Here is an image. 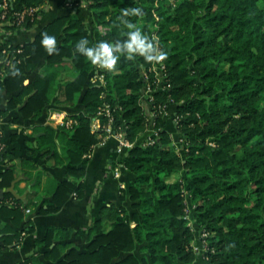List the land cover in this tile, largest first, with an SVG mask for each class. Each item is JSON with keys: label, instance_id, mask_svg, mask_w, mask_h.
Masks as SVG:
<instances>
[{"label": "trees", "instance_id": "16d2710c", "mask_svg": "<svg viewBox=\"0 0 264 264\" xmlns=\"http://www.w3.org/2000/svg\"><path fill=\"white\" fill-rule=\"evenodd\" d=\"M46 2L0 0V104L6 103L0 116L15 111L22 119L38 120L50 107L65 114L56 129L36 127L37 133L45 132L40 138L44 142L28 151L70 165L66 179L56 182L53 201L39 213H57L69 198L83 196L84 184L76 178L84 175V157L100 142L94 119L108 123L99 115L104 94L116 129L134 144L123 158L134 180L120 190L129 208L104 207L99 219L78 233L87 237L84 251L69 241V231L49 228L36 241L46 249L45 261L264 264V0H86L105 32H91L68 14L23 46L2 38L34 28ZM131 7L142 8L144 14L126 19L155 37L167 58L155 63L121 53L115 68H104V84L93 83L97 65L76 51V42L87 37L94 46L126 39L121 17ZM44 34L56 37L55 51L42 45ZM155 66L163 67L162 83ZM148 83L156 106L176 107L180 120L175 140L167 128L169 118L158 116V142L142 147L150 130L144 95ZM54 136L59 137V152ZM181 138L185 145L178 143ZM0 143L6 145L0 153V213L13 223L0 220L2 253L33 232L32 219L24 213L30 205L7 191L19 178L18 161L36 165L22 157L17 135L9 142L0 136ZM18 264L45 263L36 254Z\"/></svg>", "mask_w": 264, "mask_h": 264}, {"label": "crops", "instance_id": "0c3cea01", "mask_svg": "<svg viewBox=\"0 0 264 264\" xmlns=\"http://www.w3.org/2000/svg\"><path fill=\"white\" fill-rule=\"evenodd\" d=\"M43 8L44 11L39 15L37 25L34 28L8 33L2 35V38L8 39L11 45L23 46L33 42L36 36L54 19L68 14L76 15L91 32L95 29L102 32L104 29L98 21L96 11L88 8L86 0H47ZM5 106V102L0 104V110L4 109ZM53 108H48L38 120L22 119L19 112L15 111L10 112L5 117L0 116V128L3 129L8 142L13 135H17L22 157L36 165L32 168L18 161L17 170L21 180L15 186L20 196L26 195L23 202L30 205L31 214L27 216L32 219L33 232L25 235L18 247L14 249L10 247L0 253V264H18L36 254L44 260L45 264H48L44 259L46 249L43 246H37L36 241L44 239L51 227L69 231L71 235L69 241L79 250L84 251L88 246L87 237L78 233L89 229L99 219L100 212L104 207L110 205L130 207V202L128 200L123 201L121 198L120 186L123 185V190H127L133 183L134 177L129 171L123 169L121 177L114 178L112 167L122 157L117 153L116 142L110 140L106 145L98 146L91 158H84L85 162L80 166L84 168L85 172L81 178H76V181L84 184L83 196L69 198L57 213H39L41 207L46 209L47 204L53 201L56 182L66 179V172L70 167L69 164L59 165V159L47 158L46 160L39 155L33 157L28 153L30 148L44 142V139L41 140L40 138L45 135V132L37 133L36 127L45 129L53 127L56 129L61 124L59 118L62 117L64 120L65 116L59 117L61 113L54 112ZM170 111L171 118L167 121V128L176 140L178 132H176V126L172 121V116L176 114V107L171 106ZM53 139L58 145L57 150L59 152V137L54 136ZM60 151L62 155L65 154L62 148ZM24 173H27L28 176L25 177ZM39 173V183H37L36 175ZM2 195L0 198L3 197ZM0 220L5 224L13 225L11 218L7 217L5 213H0Z\"/></svg>", "mask_w": 264, "mask_h": 264}, {"label": "clouds", "instance_id": "9594fccd", "mask_svg": "<svg viewBox=\"0 0 264 264\" xmlns=\"http://www.w3.org/2000/svg\"><path fill=\"white\" fill-rule=\"evenodd\" d=\"M143 14L142 8L131 7L124 9L121 22L128 29L126 39L116 40L115 42L102 40L94 46H90L87 37H81L76 42V51L87 57L91 63L106 69L115 68L120 60L121 53L129 58H135L137 54L141 55L147 62H163L168 54L160 48L155 37H150L136 23L126 19L129 15L142 16ZM41 43L49 52L56 50V37L54 35L44 34Z\"/></svg>", "mask_w": 264, "mask_h": 264}, {"label": "built area", "instance_id": "2783aa9c", "mask_svg": "<svg viewBox=\"0 0 264 264\" xmlns=\"http://www.w3.org/2000/svg\"><path fill=\"white\" fill-rule=\"evenodd\" d=\"M3 8L6 9L7 8V3H5L3 5ZM35 10H32L31 12H33ZM3 19L5 18V13L1 16ZM24 16L22 15L21 18H23ZM152 70L156 71V73L158 74V77H161L160 81L161 83L163 82V67H153ZM3 77V79L5 78V75H1ZM143 76L145 77V80L147 81L148 79V74L144 73ZM104 67H101L99 65L96 66V71L93 74L92 77V82L93 83H97L98 81L101 84H104ZM154 89L152 88V86L148 83L145 86V91H144V95L145 98L148 101V107H149V111H150V130L148 131V133H146L145 137L142 139L141 146L142 147H151L156 145V143L158 142V132L155 129V120L158 116H163L165 118H171V111H170V107H168L167 105H163L160 104L158 106H156V97L153 95ZM103 100L101 102V107H100V112L99 115L104 114L106 116V118L108 119V123L106 124H102L100 119H94V123L92 125V128L94 131L96 132H100L101 134H99V139L100 142L98 145L93 146V148L91 149L90 153H88L84 158L85 159H89L92 157V153L95 151V149L98 146H104L108 143V141L110 140H114L116 142V150L118 155H120L122 158L112 167V174L114 176V178H120L121 177V172L123 169H125L124 164H123V158L125 157V153L127 150H130L134 147V144L127 141L125 139V135L122 132V129H116L115 125H114V117H113V113L110 107V104L105 102V94L102 96ZM153 105V106H151ZM59 116H65V114L62 113L59 114ZM179 117L175 114L172 116V121L174 122V125L177 126L179 124ZM61 124H63V121L61 122ZM71 125L72 122H69L68 125ZM0 136L1 137H5V133L3 131L2 128H0ZM178 143L185 145L184 144V140L181 138L178 140ZM6 147L5 144L0 143V153L2 152V150ZM1 163V162H0ZM2 163L0 164V172L2 169ZM124 188L123 185L120 186V190H122ZM8 203H12V201H9ZM189 207V205H188ZM24 213L27 215L31 214V209H24Z\"/></svg>", "mask_w": 264, "mask_h": 264}, {"label": "water", "instance_id": "95a60500", "mask_svg": "<svg viewBox=\"0 0 264 264\" xmlns=\"http://www.w3.org/2000/svg\"><path fill=\"white\" fill-rule=\"evenodd\" d=\"M21 178L17 179L12 186L8 189L7 192L11 193L17 200L25 201L26 195L20 196L15 189V186L18 182H20Z\"/></svg>", "mask_w": 264, "mask_h": 264}, {"label": "rangeland", "instance_id": "374dc122", "mask_svg": "<svg viewBox=\"0 0 264 264\" xmlns=\"http://www.w3.org/2000/svg\"><path fill=\"white\" fill-rule=\"evenodd\" d=\"M102 32H105V29H102ZM145 71H146V70L142 69V74L146 73ZM78 108H80V107L78 106ZM61 114H62V113H61ZM59 117H60V116H59ZM62 121H64L63 118H62V117L59 118V123H61ZM69 125H70V124H69Z\"/></svg>", "mask_w": 264, "mask_h": 264}]
</instances>
